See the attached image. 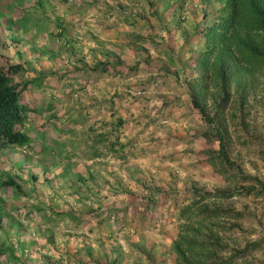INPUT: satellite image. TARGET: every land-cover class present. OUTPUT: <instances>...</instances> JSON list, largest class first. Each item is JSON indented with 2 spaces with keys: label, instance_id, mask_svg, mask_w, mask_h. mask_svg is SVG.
<instances>
[{
  "label": "rangeland",
  "instance_id": "1",
  "mask_svg": "<svg viewBox=\"0 0 264 264\" xmlns=\"http://www.w3.org/2000/svg\"><path fill=\"white\" fill-rule=\"evenodd\" d=\"M13 1H0V53L25 68L13 79L17 86L37 73L67 74L40 92L44 100L55 102L53 117L47 118L48 113L43 112L32 124L45 126V146L59 139V145L63 144L60 152L68 154L64 159L60 153H51V148L48 152L31 148L0 153V167L4 168L0 181L22 177L27 192L3 188L0 198L14 196L9 199L16 202L15 211L34 210L26 216L30 224L18 235L25 241L22 253L18 241L13 246L10 232L6 238L12 251L2 249L6 243L0 231V264H175L171 243L184 222L179 210L198 202L204 192L215 191L232 195L206 197L196 205H218L231 211L233 216L214 219L228 250L223 257L256 243L235 264H264V65L249 67L239 56L245 45L264 42L262 31L243 29L244 17L239 18L235 41L229 42L234 63L229 103L217 109L210 96L212 89L197 99L212 119L209 124L191 104L186 77L174 72L170 55L177 49L181 32L191 37L198 26L194 20L202 12L192 7L193 2L206 1L35 2L37 6ZM209 1L205 11L212 22L220 0ZM182 2L183 16L188 19L176 13L168 21L167 15ZM79 4L87 5L80 17L75 13ZM137 18L138 22H130ZM61 29L65 33L59 36ZM125 34L139 48H127L123 60L110 53L108 58L120 61L116 64L121 67L90 76L91 66L100 58L104 62L103 53L112 52ZM74 71L79 72L71 81ZM117 120L121 122L117 124ZM215 128L225 144L224 165L217 158ZM99 132L106 136L96 144L94 135ZM115 140L122 150L101 149L98 157L90 158L92 148ZM21 158L32 163L51 161L47 182H30L28 178L36 175L29 167L14 170V161ZM60 161H67L68 170L84 179L69 185L55 177ZM35 172L42 179L40 170ZM194 190L197 197H193Z\"/></svg>",
  "mask_w": 264,
  "mask_h": 264
},
{
  "label": "trees",
  "instance_id": "2",
  "mask_svg": "<svg viewBox=\"0 0 264 264\" xmlns=\"http://www.w3.org/2000/svg\"><path fill=\"white\" fill-rule=\"evenodd\" d=\"M204 1L210 2L209 0ZM222 1L220 0V6L214 10L216 16L213 21L209 20V23L207 19L208 23L206 25L204 22H198L193 36L183 41L182 49L186 50L188 55L179 59V68L176 70L182 72L183 77H186V80L183 81L190 90L188 97L191 104L199 108L203 119L209 124L212 119L204 114V109L199 107V100L197 99L204 98L203 95H206L212 89L210 96L215 99L217 109L229 103L231 99L229 86L232 80L230 71L234 66L232 62L233 51L229 49V42L235 41L238 28L241 25L247 31L260 30L264 35V2L259 0ZM38 3L36 2V4ZM209 4L211 5V3ZM210 8L212 9V7ZM204 14L207 17L206 11ZM240 17H244L241 25H239ZM199 24L201 27H199ZM64 31V29H61L59 36L64 35ZM67 41L65 40L64 43L66 44ZM239 56L241 60H244V64H249V67L264 65V42L256 45L252 43L245 45L243 51L239 52ZM107 64L109 63L97 62V64L91 66L88 74L94 77L96 73L107 72L108 67L113 71H117L113 65ZM22 71H25L22 64L11 62L0 53V150L23 147L30 142L25 126L32 122L35 116L52 110L55 104L53 100H44L40 96V92L50 88L51 83L61 81L67 75L51 74L47 76L37 73L33 78L17 86L13 79ZM78 72L74 71L72 75L68 74L72 76L71 81L74 80L73 77ZM117 121V124L121 122ZM215 133L219 148L217 158L224 165L227 163V156L222 133L218 128H215ZM105 135L101 134L100 139H103ZM108 144V149L112 151L122 150L123 148L122 145L115 146L116 140ZM98 154L100 153L94 150L91 156ZM73 181L79 182L82 181V178L75 174ZM0 186L12 188L14 191L22 193L20 186L9 177L2 179ZM193 195V197H197L198 191L194 190ZM231 195L230 192L225 191L204 192L198 196V202H193L192 205L184 206L179 210L178 216L184 222L176 238L171 243V249L175 255V264H235L236 259L244 258L254 250L256 243H250L240 249L231 250L227 257H223L222 253H225L227 247L218 236L219 226L217 222H214V219L232 215L231 211L218 205L213 207L206 204L196 205V203L205 200L206 197L227 198ZM193 208L195 210H192ZM66 216L71 219L75 218L71 214H66ZM234 216L237 217L238 215L234 214ZM2 249L4 248L2 247Z\"/></svg>",
  "mask_w": 264,
  "mask_h": 264
},
{
  "label": "crops",
  "instance_id": "3",
  "mask_svg": "<svg viewBox=\"0 0 264 264\" xmlns=\"http://www.w3.org/2000/svg\"><path fill=\"white\" fill-rule=\"evenodd\" d=\"M1 1V0H0ZM117 1H120V0H101V2L100 3H102V4H107V2H117ZM127 1V0H126ZM12 2V1H11ZM13 2H33V4L35 5V2H93V0H14ZM183 3L184 2H182V4H180V6H177L178 7V9H177V11L175 10L174 12H172V14L171 13H169L168 15H167V20L168 21H172L173 19V16L172 15H175L176 13H179V14H181V18H184V19H188V17H184L183 16V12H184V10H183ZM209 3H211V2H202V3H200V2H193V6L192 7H199V10H196L198 13L201 11L202 12V14H201V16H200V18H199V20H194V22H195V24L196 23H198V22H204V24L206 25L208 22H207V17L206 16H204L205 14H204V12H205V7H206V5L207 6H210V4ZM51 4V3H50ZM86 5V4H85ZM85 5H81V4H79V5H77V7H75V13L80 17L81 16V14H82V12H83V10H84V6ZM166 6H167V4H165ZM171 5H173V4H171ZM171 5H168L167 7H169V6H171ZM87 6V5H86ZM85 6V7H86ZM174 6V5H173ZM166 7V8H167ZM152 13H153V16L155 17V11L154 10H152L151 11ZM80 14V15H79ZM135 14V12L134 13H130V16H133ZM193 15V14H192ZM194 16V15H193ZM157 18V17H156ZM59 19L61 20V21H63V19L62 18H58V21H59ZM137 20H139L138 18L137 19H135V20H131L130 22H134V21H137ZM138 22V21H137ZM139 22H141V20L139 21ZM182 22V21H181ZM193 22V23H194ZM63 23V22H62ZM192 23V24H193ZM65 24V23H64ZM63 25V24H62ZM63 27L65 28V29H67V27H66V25H63ZM193 27V26H192ZM181 37H180V39L178 40V42L177 43H179L178 44V46H177V49L175 50V51H171V53H170V55H171V58L172 59H174V61H172V62H174L173 63V65H174V67H176L175 69H174V71H176L177 70V67L179 68V60L178 59H182V58H185L187 55H188V52H186V50H183L182 49V44H183V41L184 40H186V39H189V38H191V37H188L190 34H188V35H186L183 31L181 32ZM125 36H126V38H124V40L123 41H121L119 44H117L116 45V48H113L111 51L112 52H109V51H107L106 50V52H104L103 53V57H104V59H106L104 62H106V61H108V65H113V67H115V69H117V68H120L121 66H119V65H117L116 63H120V61H118V60H115L114 62H112L109 58H108V55L110 54V53H112L113 55H114V57H115V59H116V56H115V54L119 57V59L120 60H123V55H124V51L128 48L129 50H131V48H139V45L138 44H136L132 39H131V37L132 36H128V34H125ZM108 53V54H107ZM176 53V56L174 55ZM179 55V56H178ZM175 57V58H174ZM99 61H101V58L100 59H98L97 60V62H99ZM117 61V62H116ZM107 70H112L110 67H108V69ZM168 70V69H167ZM106 73V72H105ZM104 105H102L101 107H103ZM45 113H48V115H47V118H52L53 116V113H52V110H50V111H47V112H45ZM43 114V113H42ZM46 118V119H47ZM45 119V120H46ZM43 121V120H42ZM47 124H49L48 122H47ZM52 125V124H51ZM45 126H39V124H37V123H35V124H32V122H30L29 124H27L26 126H25V130H26V132L28 133V135H29V137H30V142L28 143V144H26L25 146H23V147H15V148H11V149H3V150H1L0 151V153H9L10 151H14V150H18V149H21L22 151L23 150H25V149H31V148H33V149H35L34 151H37V149H39V151H41V150H43V152H48L49 151V149L51 148V149H53L54 151H51V153H56V154H59L60 153V155H61V157L62 158H66V156L65 155H67L68 154V152H63V153H61L60 152V148L62 147V145H59V143H60V141H59V139H53V141L52 140H50V144H52V146L50 145V147H47V146H45V143H44V141L42 142V140H45V139H47L48 137L47 136H45L46 138H44V134H43V130L45 129L44 128ZM68 131V130H67ZM101 134L103 135V134H106V132H99V134H97L96 136L94 135V139H95V141L94 142H96V144L97 143H99V141L101 142V140H103V139H100V137H101ZM106 136V135H105ZM39 140L41 141V142H39ZM60 140H61V138H60ZM45 142H47V141H45ZM48 143V142H47ZM119 145V144H118ZM55 148H57V149H55ZM107 148H108V146H106V145H101V146H99V147H94V149L92 148V150H91V154H92V152L95 150V151H97V152H99V153H101L102 152V150L101 149H103V150H107ZM30 152H27V154H29ZM100 154H98V155H96V156H91L90 155V158H96V157H98ZM14 161V160H13ZM46 161V160H45ZM65 162V163H64ZM63 163H62V161H60V163H58V165L60 166V171L57 173V171L55 172V173H57V174H55V177H62L65 181H68L69 182V185H74L73 184V178H74V173H72V172H70L69 170H68V165L70 166V164H68V162L67 161H64ZM46 163H48V164H45L44 162L43 163H40V162H37V163H32L31 162V160L29 159V158H27V159H23V158H21V159H18L16 162L14 161V163H13V166H12V168L14 169V170H17V169H19V171L21 172L22 171V168L23 167H29L30 169H31V171H32V173H35V175H36V178H32V177H30V178H28L29 179V181L30 182H33L32 181V179H34L35 181H44V182H47V177H48V175H51V173H48V175H47V170H50V167H51V165H52V163H51V161H46ZM20 166H23L22 168H19ZM62 167H64V168H62ZM38 169V170H40V175H42V179H39V172H35V169ZM0 169H4V168H2V167H0ZM25 172V171H24ZM77 174V173H76ZM23 175V174H22ZM79 175V174H78ZM80 176V175H79ZM12 177V176H11ZM13 178V177H12ZM71 178V179H70ZM19 185H20V187H21V191H22V193H24V194H26L25 193V189H24V186L22 185V181L23 180H21V179H23L22 177H19V178H13ZM82 179H84V178H82ZM3 188H0V190H2ZM33 189V187H31L30 188V191ZM26 190H27V188H26ZM3 191V190H2ZM11 193H15V192H11ZM21 193V194H22ZM4 195V194H3ZM12 198L14 197V196H11ZM11 197H9V196H7V195H4V196H1V198H0V217H1V221H0V223H1V233H4V237L1 239L2 241H5V243H6V246H5V244H3V246L2 247H5V248H7V247H9V251L11 252L12 251V247H10L11 245H8V241H7V238H6V236L7 237H9V235H8V232H10V234L12 235V237H13V239H14V242H15V245H13V246H15L16 247V241H18V243H19V247H18V250L20 251V253H22V249L20 250V247L21 246H23V242H25V241H23L22 240V236H18L21 232H22V230H24V229H26V224H30V222L31 221H29L27 218H26V216H31L33 213H34V210L33 209H31L30 207H27L26 209H23V210H21V208H20V210L21 211H23V212H21L20 210H17V211H15V209H14V204L16 203V202H13V200H11V199H9V198H11ZM20 197H23L22 195H20ZM35 197V196H34ZM24 198V197H23ZM17 213H21V214H17ZM46 210L44 211V213H43V216H45L46 214ZM47 213H48V215H49V213H50V211H48L47 210ZM38 219H39V217H37ZM29 219H30V217H29ZM31 220H35L34 218L32 219L31 218ZM39 222H40V219H39ZM42 224H46V223H44V222H41ZM32 224H35V223H32ZM42 224H38V227L39 228H41L42 229V226L43 227H45V225H42ZM18 236V237H17ZM11 244H12V242H11ZM13 253H14V251H13ZM12 257H14V258H16L15 256H12Z\"/></svg>",
  "mask_w": 264,
  "mask_h": 264
},
{
  "label": "clouds",
  "instance_id": "4",
  "mask_svg": "<svg viewBox=\"0 0 264 264\" xmlns=\"http://www.w3.org/2000/svg\"><path fill=\"white\" fill-rule=\"evenodd\" d=\"M3 150V149H2ZM1 151V150H0ZM9 178H12L11 176H8ZM6 178V177H5ZM14 178V177H13ZM12 178V179H13ZM14 180V179H13ZM15 181V180H14ZM16 182V181H15ZM17 183V182H16ZM18 184V183H17ZM19 185V184H18ZM20 186V185H19ZM0 188H4V187H0ZM20 189H21V187H20Z\"/></svg>",
  "mask_w": 264,
  "mask_h": 264
}]
</instances>
